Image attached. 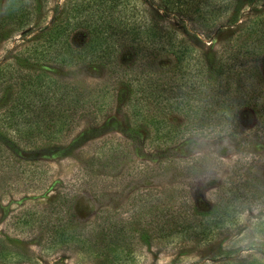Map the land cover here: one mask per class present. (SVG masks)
Returning <instances> with one entry per match:
<instances>
[{
    "label": "rangeland",
    "instance_id": "374dc122",
    "mask_svg": "<svg viewBox=\"0 0 264 264\" xmlns=\"http://www.w3.org/2000/svg\"><path fill=\"white\" fill-rule=\"evenodd\" d=\"M14 1L0 0V264H264V135L254 133L256 109L242 107L229 128L201 133L185 127L181 114L168 115L183 135L162 144L128 104L138 72L165 70L171 56L145 61L126 45L115 63L50 62L38 29L75 0ZM19 8L32 17L28 24H18ZM232 12L235 21L218 32L183 25L204 55L247 42L264 0H242ZM87 38L83 27L69 41L79 49ZM258 58L264 80V50ZM36 75L71 86L75 101L32 130L7 126L6 109ZM224 204L202 242L164 236L194 206L214 213Z\"/></svg>",
    "mask_w": 264,
    "mask_h": 264
},
{
    "label": "trees",
    "instance_id": "16d2710c",
    "mask_svg": "<svg viewBox=\"0 0 264 264\" xmlns=\"http://www.w3.org/2000/svg\"><path fill=\"white\" fill-rule=\"evenodd\" d=\"M155 1L144 4L137 0L132 3L133 10L128 11L129 0H75L62 18L52 17L49 24L38 29L42 46L47 49L43 59L61 64L79 61L110 64L116 62L119 50L126 45L145 61L169 55L173 62L165 70L140 66L143 68L134 79L128 104L132 116L146 119L158 142L167 145L183 135L182 128L169 124L168 115L181 114L187 119L184 126L188 124L196 132L220 131L237 120L238 110L249 106L256 109L259 117L254 133L262 137L264 80L260 77L258 55L264 50V14L248 24L252 37L247 42L235 39L223 53L208 56L192 43L195 36L188 37V28L183 25L199 23L218 32L235 21L237 15L232 11L242 0ZM16 2L20 1H14L13 5ZM148 6L153 8L149 16L144 12L149 11ZM18 10L20 13L15 14L21 15L18 24H28L32 17L21 13L22 8ZM168 19L181 23V30ZM83 27L88 29V38L76 49L69 36ZM249 59L255 61L254 65L249 66ZM30 78L22 81L6 109L3 119L7 126L23 125L24 130H32L44 122L45 116L53 117L65 103L75 101L76 92L71 86L43 75ZM151 107L156 112H150ZM14 129L21 134V129ZM228 208L224 204L220 211L202 213L194 206L173 227H165L164 236L171 243H179L177 239L180 243L202 242L210 236L220 213ZM77 233L73 230L68 236L74 239Z\"/></svg>",
    "mask_w": 264,
    "mask_h": 264
}]
</instances>
